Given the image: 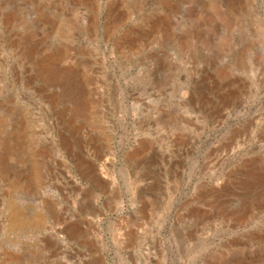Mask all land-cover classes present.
<instances>
[{"label": "rangeland", "instance_id": "rangeland-1", "mask_svg": "<svg viewBox=\"0 0 264 264\" xmlns=\"http://www.w3.org/2000/svg\"><path fill=\"white\" fill-rule=\"evenodd\" d=\"M0 264H264V0H0Z\"/></svg>", "mask_w": 264, "mask_h": 264}]
</instances>
